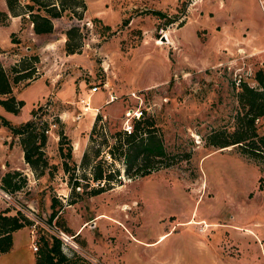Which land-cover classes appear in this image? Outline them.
Segmentation results:
<instances>
[{"label":"rangeland","instance_id":"1","mask_svg":"<svg viewBox=\"0 0 264 264\" xmlns=\"http://www.w3.org/2000/svg\"><path fill=\"white\" fill-rule=\"evenodd\" d=\"M53 20L52 31L34 34L23 18L14 31L19 42L12 45L11 25L0 19V58L6 68L15 57L39 54L34 72L13 84V92L24 99L20 110L0 105V112L18 122L31 116L33 105L45 104L39 114L49 120L44 149L52 166V173L46 169L34 178L22 161L18 136L0 122V181L10 161L31 175L15 190L0 185V209L19 208L36 218L30 224L35 240L39 225L70 234L82 217L102 211L86 234L99 235L101 229L107 251L112 245L114 251L126 249L133 264L136 253L153 263L169 255L170 264H264V153L208 139L215 130L228 135L238 128L240 82L255 85L256 71L264 70V0H86L82 17L63 14ZM72 23L80 25L83 40L79 50L68 52L64 30ZM94 83L100 86L91 103L102 102L98 112L107 129L132 123L142 110L154 118L167 151L158 163L170 164L128 177L118 159L121 183L77 198L67 188L58 129L71 139L69 161L78 162L93 122L80 112ZM104 92L113 98L104 101ZM248 117L242 123L250 136ZM254 123L264 132V113ZM64 191L60 214L49 224L51 196ZM67 244L89 261L86 255L103 263L80 251L78 242Z\"/></svg>","mask_w":264,"mask_h":264},{"label":"trees","instance_id":"2","mask_svg":"<svg viewBox=\"0 0 264 264\" xmlns=\"http://www.w3.org/2000/svg\"><path fill=\"white\" fill-rule=\"evenodd\" d=\"M6 9H0L1 22L11 14H20L22 19L28 18L32 22V29L36 33L50 32L54 28V18L67 14L82 17L86 8V0H5ZM155 12L163 13L159 9ZM93 19H98L94 16ZM168 19L173 20L170 16ZM106 26H109L108 24ZM65 48L68 52L79 50L82 46L83 33L79 24L72 23L65 30ZM11 39L15 32H10ZM39 61L37 52L21 55L6 68L0 59V104L7 110L18 112L24 99L13 92V84L29 77ZM257 84L252 85L246 81L240 82L238 98L243 111L237 114L238 128L230 131L228 135L222 130H215L209 135V141L217 145H226L238 142L250 152L264 153V132H258L254 120L264 113V70L256 71ZM45 107L44 103L33 105L31 116L18 122L11 121L0 112V122L7 125L11 132L18 136L23 149V157L30 165L35 175H41L48 169L52 173L44 145L47 141L49 127L47 117L39 114V109ZM142 112V110H141ZM134 117L130 131L123 127L109 131L102 114L96 112L89 130V141L84 147L80 160L76 162L72 157V143L70 137L62 127L58 129V150L62 157L61 163L68 175L70 193L83 197V191L96 194L111 188L115 183L122 182L121 167L117 164L121 159L125 176L134 177L149 173L161 165L170 164V161L158 163L161 157L167 154L163 138L156 127L154 118L141 114ZM249 115L248 122L252 133L248 136L243 127V119ZM54 119L59 120L58 115ZM249 138V139H247ZM66 148V149H65ZM109 154V158L103 155ZM27 174L20 168H11L1 175L0 185L4 189L15 190L27 183ZM71 200L69 202H73ZM62 200L56 195L51 196V211L47 219L51 223L54 216H59ZM30 218L19 208L14 212L9 207L0 209V251L10 248L12 244V231L24 224H32ZM39 235L36 238L38 248L35 250L36 264H94L76 249H72L56 232L38 226Z\"/></svg>","mask_w":264,"mask_h":264},{"label":"crops","instance_id":"3","mask_svg":"<svg viewBox=\"0 0 264 264\" xmlns=\"http://www.w3.org/2000/svg\"><path fill=\"white\" fill-rule=\"evenodd\" d=\"M1 7H2V9L7 8L5 0H3ZM21 20H22V17L20 14L9 13V17L7 18V23H9L11 25L10 31H16V30L20 29L22 26ZM29 24L31 27V32L34 34H39V33H36L33 31L32 22L30 20H29ZM9 43H11L12 45H16L15 41H9ZM18 58L15 57L14 59L17 60ZM15 60H13V62ZM39 78H42V75L36 77L34 80H37ZM97 91L98 90H95L93 92V94L90 96V106H98V105L101 106V103H102L101 101H99L98 103H91L92 102V96ZM106 97H107V94L104 92V95H103L104 101H105ZM106 102H108V100H106ZM0 105L4 108V106L2 104H0ZM0 111H2V110L0 109ZM8 111H10V110H8ZM82 113H86V116L88 117V122L91 123L95 117L96 111L94 109L90 108V109H87V110L80 112L81 115H82ZM73 144H74V155H75V149L78 148V146H79V143L77 146V139L74 138ZM19 145H20V142H19ZM21 156L23 158L22 161L25 164V166H27V168H29V170L32 173H34L31 169L30 165L28 164V162H26L24 160L22 147H21ZM8 161H10V160H8ZM9 164H10V166L8 165V167H10L9 169H11L12 167L20 168L26 174H28V171L26 169L25 170L23 169L24 166H20L21 164H13L11 161ZM8 167L3 168L1 173L3 174L6 171V169L8 170ZM43 174H41V175H35L34 174V178H40L43 176ZM27 177H28V179H30L31 175L29 174ZM67 188L68 189L70 188L69 185L67 186ZM67 191H64V192H62V194L58 195V197L62 201H64L65 197H67V195H68ZM102 213H103L102 211H99V212L93 213L91 215H88L86 217H82L81 220L79 221L78 225L76 227H73V230H72V228L70 229V231H69L70 234L72 235V237L76 238L75 242H78V244H79V250L82 252H85L87 254L89 253V254L93 255L95 258L102 261L103 264H106V262H104V260L111 262L109 264H120V263L121 264H133L131 257L126 256V252H125L126 249L118 250L116 248L117 250L114 251V250H112L114 248L112 245L110 247H107L108 249H111V250L107 251V249L105 248V246H107V245L105 244V246H103V244L101 243L103 241H106L105 239H103L106 237L105 233L101 229H99V231H100L99 235L92 232L91 230L87 231L88 233L86 234L85 228L88 227V225H92L90 227H93L94 220L96 219V217L99 214H102ZM170 230H171V228L170 229H164L163 231H161L159 233V235L155 238V240L161 238L165 233L169 232ZM129 233L133 237L136 238V236L131 232V230ZM77 237H80V239H82V241H80L79 238L77 239ZM32 238H33V228L31 227L30 224H24L18 228H15L12 231V244H11L10 248L7 250H4V251H0V264H36L35 250L32 248V245H31L32 244ZM129 253H134V252L131 251ZM133 257H136L135 258L136 264H139V263L140 264H170L173 261L172 258H169V255H164V258L163 257H156V263L149 262V261L148 262L143 261V259L140 258L142 256H140L138 253L134 254Z\"/></svg>","mask_w":264,"mask_h":264},{"label":"built area","instance_id":"4","mask_svg":"<svg viewBox=\"0 0 264 264\" xmlns=\"http://www.w3.org/2000/svg\"><path fill=\"white\" fill-rule=\"evenodd\" d=\"M100 85L99 84H97V83H94V84H92L91 86H90V91L91 92H94L95 90H97L98 89V87H99ZM110 98H106V100H109V99H111V98H113V94L112 93H110V96H109ZM89 106V107H88ZM99 105L98 106H90V97H87L85 100H84V105H83V110L82 111H84V110H87V109H94L96 112L99 110ZM139 115V114H138ZM127 121H129V120H127ZM127 121L126 122H124V124H123V128H125L126 130H128V131H130L131 129H132V124H131V122H129V123H127ZM50 125V124H49ZM46 131H48L49 130V127H47L46 129H45ZM5 192V194L7 195V196H9V194L6 192V191H4ZM27 215H29L28 213H27ZM34 220H33V223L32 224H34V222H36V218H33ZM50 224V223H49ZM57 233V232H56ZM58 234V233H57ZM59 236H61V238L63 239V241L65 242V243H68L69 241H71L72 240V242L75 244V245H77L76 244V242L72 239V235L71 234H67V233H65V231H62V230H60V234H58ZM32 248L33 249H37L38 248V244H37V242H36V240L33 238L32 239ZM85 253V252H84ZM87 257H89V259H91L90 261H92L93 263H96V264H103V263H100L98 260H93L94 258H92V257H90V256H88V255H86Z\"/></svg>","mask_w":264,"mask_h":264},{"label":"bare ground","instance_id":"5","mask_svg":"<svg viewBox=\"0 0 264 264\" xmlns=\"http://www.w3.org/2000/svg\"><path fill=\"white\" fill-rule=\"evenodd\" d=\"M89 107V106H88Z\"/></svg>","mask_w":264,"mask_h":264}]
</instances>
